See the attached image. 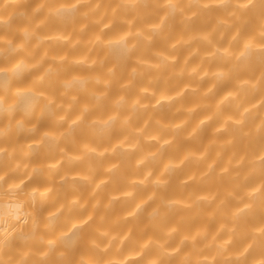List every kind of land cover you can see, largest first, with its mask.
Returning a JSON list of instances; mask_svg holds the SVG:
<instances>
[{"label": "clouds", "instance_id": "1", "mask_svg": "<svg viewBox=\"0 0 264 264\" xmlns=\"http://www.w3.org/2000/svg\"><path fill=\"white\" fill-rule=\"evenodd\" d=\"M0 264H264V0H0Z\"/></svg>", "mask_w": 264, "mask_h": 264}]
</instances>
